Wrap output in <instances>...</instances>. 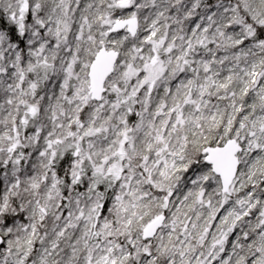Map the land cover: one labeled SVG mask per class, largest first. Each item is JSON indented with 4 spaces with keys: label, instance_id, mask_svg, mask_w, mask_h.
Listing matches in <instances>:
<instances>
[{
    "label": "snow or ice",
    "instance_id": "snow-or-ice-1",
    "mask_svg": "<svg viewBox=\"0 0 264 264\" xmlns=\"http://www.w3.org/2000/svg\"><path fill=\"white\" fill-rule=\"evenodd\" d=\"M0 264H264V0H0Z\"/></svg>",
    "mask_w": 264,
    "mask_h": 264
}]
</instances>
